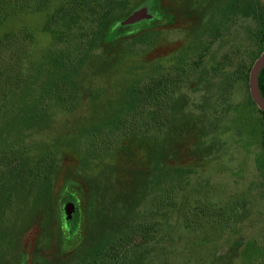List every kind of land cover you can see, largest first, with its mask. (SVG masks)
Masks as SVG:
<instances>
[{"label": "rangeland", "instance_id": "1", "mask_svg": "<svg viewBox=\"0 0 264 264\" xmlns=\"http://www.w3.org/2000/svg\"><path fill=\"white\" fill-rule=\"evenodd\" d=\"M213 1L161 0L166 8L174 11L195 8V17L192 21L181 20L180 25L96 45L77 71L66 74L70 95L64 100L48 96L47 86L55 76L54 64L46 55L51 36L36 30V45H32L29 53L31 61L18 87L21 95L4 101L0 109L4 112H0L3 135L0 136V152L14 147L23 149L19 172L5 178L0 185V264H74L82 249L90 246L86 240L82 242L83 248L67 254L69 243L61 240L62 234L70 237L82 229L80 221L68 225L72 213L79 210L73 195L62 204L64 214L60 226L56 215L51 224L45 222L42 207L32 203L33 192H26V196L21 195V191L13 192L9 204L3 206V199L13 184L19 189L21 175L25 176L32 163L47 153L55 162L51 175L55 197L62 190L78 189L75 181L85 193L93 194L89 198L91 205H86L87 213L92 211L93 214L92 219L87 217L89 238L110 229L109 224L115 228L114 223L119 222L126 226L128 222L148 218L156 226L158 232L151 243L145 248H135L124 264H248L243 257V246L234 248L229 244L241 235L254 237V228L247 225L256 216L248 217L246 230L237 222L230 223L228 228L215 223L213 242L209 241L208 232L214 226L206 220L212 213V202L214 205L225 199L233 202L239 194L247 198L253 193H264V175L258 170V161L264 165V144L261 151L257 111L248 92L249 71L245 83L238 80L230 89L232 102H225V97L222 98L224 71L214 77L210 65L224 62L229 52L226 31V36L212 46L215 49L209 57L212 59L207 60L204 69L189 75L182 72L190 71L192 61L187 58L194 54L192 58L196 59L199 39L208 33V13L219 5ZM199 14L203 16L201 23L195 19ZM23 16L22 22L32 28H37L42 20L40 16ZM151 22L159 25L167 20L159 18ZM218 24L222 28L223 23ZM143 25L144 21H140L132 27L138 29ZM252 26L248 21L234 20L228 33L253 30ZM117 27L118 33H127V29ZM249 60L250 57L247 70ZM169 77L173 85L169 92V119L160 128L152 115L154 107L148 87L164 83ZM137 86H144L139 105L145 108L135 113L138 125L128 127L134 128L135 136L119 139L124 135L120 131L127 126L121 125L113 131L114 124L117 120L122 123L124 118H127L124 125L129 124L138 108L133 111L137 104L133 96ZM19 107L26 111L23 117L17 114ZM102 132L108 136L105 144L109 147L97 150L92 142L97 138L95 134ZM149 146L154 148L147 151ZM136 178L160 179L161 187L158 192L147 190L144 197L142 184L136 189ZM171 188L177 190L175 205L169 208L156 205L161 195ZM132 194H136L135 198ZM230 194L237 196L230 197ZM130 198L134 201L129 202ZM258 200L252 197L247 202L253 208L258 203L256 207L264 209V203L259 207ZM130 203L133 204L128 210ZM217 206L214 209H218ZM200 210L208 215L198 219L196 224L192 213ZM247 255L250 262H256L255 253Z\"/></svg>", "mask_w": 264, "mask_h": 264}, {"label": "trees", "instance_id": "2", "mask_svg": "<svg viewBox=\"0 0 264 264\" xmlns=\"http://www.w3.org/2000/svg\"><path fill=\"white\" fill-rule=\"evenodd\" d=\"M144 1L145 0H0V109L2 108L1 105L4 101L9 100L16 94H18V96L20 94L18 87L24 80L25 67L28 64V61L29 63L31 61L29 53L32 49V45H36V30L38 29L51 36V43L49 48H47L49 51L47 50L46 55L49 62L51 61L54 64V71L56 73L52 71L55 76L53 77V81L49 82V86H47V90L49 89V91H47L48 96L56 97L58 99H66L70 95V92L68 91L70 90V81H68L66 74L68 72L77 71V69H79V67L86 61L87 57H89L91 51L96 45H103L107 40H109L107 42L116 43L125 40L128 37L139 36L148 30L180 25L179 22L181 20L184 21L186 18V20L192 21V18L195 17V8L190 7L187 9L186 7H183L179 10L182 12L181 13L177 10L174 11L166 8L161 3V0H152L150 8H157L159 10L160 15L158 17L144 21V25L138 29L132 27L134 24L121 25L120 20ZM257 1L258 0H214L213 3H218L219 5L214 6V9L211 7L213 11L211 9V12L208 13L209 19L207 22L210 23L208 33L210 32L211 34L207 33L205 36L203 34L200 37L198 45L199 50L197 51L196 59L192 58L194 54L189 55L187 58V61H189V59L192 61L190 71L188 70L187 72V70L184 69L182 72L189 75L197 69H204L207 60L210 61V59H212L209 58L211 53L215 50L212 49V46L219 40V38L226 36V31L234 20L239 17L254 19L257 15L261 14L264 16V8L262 11L257 5ZM207 9L210 11L209 7H207L206 10ZM203 10L204 9L201 8L202 12ZM22 15L26 17L40 16L42 20L37 28H32L27 23L22 22ZM19 16L20 19H18ZM159 18H166L167 22L159 25L151 22L152 20ZM195 19H198V23L200 20L201 23L203 16L199 14ZM218 23H223L222 28ZM115 27L127 29L125 31L127 33H118V30H116ZM248 31L249 35L247 44L251 48H248L247 55L251 58L255 56V50L253 49H255L256 43V30L254 27L253 30L248 29ZM205 39L207 40L206 44L204 43ZM250 53L253 55L251 56ZM215 61L216 56L213 62ZM210 66L214 77L219 71H224L225 69V63L223 61H218L216 64H211ZM173 82L176 83L177 79L174 78ZM171 84L169 77L164 83L160 82L154 86L150 84L148 87L151 92H149L152 100L151 105L154 107L152 115L155 116L156 125H158V127L160 126V128L165 125L169 119V92L173 87ZM143 87L144 86L139 88L137 86L134 88L135 91L133 96L136 98L137 104L133 106V111L136 106H138V108L134 111L129 124L124 125L126 122L124 120L127 118H124L122 123H120V120H117L114 124L116 128H114L113 131L120 128L121 125L124 127L127 126V129L120 131V133H123L124 135L119 139L135 136L132 134L133 131H135L133 130L134 128L130 130L128 127L138 125L139 119L135 117V113L136 111L138 113V110L143 112L142 110L145 108L144 105L142 107L139 105ZM24 112L26 111L22 109V107H19L17 114H19L20 117H23ZM10 118L17 119L16 116H11ZM1 133L2 131H0V136L2 135ZM95 135L99 139L96 138L95 141L92 142L94 148L99 150L100 148L104 149L109 147V144H105L107 142L106 138L108 137L105 136L106 132ZM112 135L114 136L115 134ZM150 148L152 149L154 147L149 146L147 151ZM22 157L23 149L17 147L0 152V185L5 178L19 172ZM148 158L151 159V157ZM260 162L258 161L260 166L258 170L264 175V165ZM54 163L55 162L52 160L51 154L49 153L44 154V156H41L34 161L25 173V176L21 175V187L17 189L13 184L12 190L7 192L6 197L3 199V206L5 207L9 204L10 196L13 192L18 193L21 191V195L24 196H26V192H33L32 203L42 207L41 210L43 212V217H45V222L47 221L48 225L49 223L51 224L53 215H56L55 220L57 221V225H60L61 215L57 212L58 206L55 204L57 199L53 194L51 178V175L54 173ZM134 174L139 177L141 176L139 173L138 175L137 172ZM141 181L142 180H139V178H136V189L138 184H142L140 187L145 189L143 192L144 197L146 196L147 190L158 192L161 187L160 179H146L145 181ZM75 182L78 183V189L70 188L65 191L62 190L63 195L61 196V200L73 195L76 199L79 198L81 201L82 194L85 193V191L79 182ZM174 190L171 188L168 190V193L165 192L164 196L161 195L160 199L157 200L156 205L167 208L174 206L175 198L177 197L175 196L177 190L175 188ZM86 194L88 197L87 204L91 205L89 198L93 196V194L87 192ZM131 196L135 198L136 194H132ZM130 201H134V199L130 198L129 202ZM231 203H233L231 204V208H236V206H234V201ZM132 204L133 203L129 204L128 210L132 207ZM220 204L222 203L220 202ZM53 207H55V212H53ZM87 211L88 210L85 208V217L88 224L87 217L92 219L93 214L92 211H89L88 213ZM205 214L207 213H205L204 210L193 212L192 218L197 219V224L199 223L198 219L205 217ZM121 218L127 219L126 217H123V215H121ZM118 219L120 218L118 217L117 220ZM113 220L114 222L116 221L114 218ZM148 220V218H143L138 221L128 222L126 226L120 224L121 222L118 224L114 223V225H117L115 228H112L113 225L109 224L110 229L107 231H100L95 234L94 237L91 235V238L86 235L89 232V227H87L85 234L77 233L70 237L63 234L61 240H65L66 243H69V248L67 249L68 252H66L67 254L76 251L80 247L83 248L84 246H82V242H86V240L88 241L90 246L82 249L84 251H81V255H79L78 260H76L74 264H124L127 257L128 259L131 258L129 255L135 251V248L147 247L148 243H151L154 239L153 235L155 232H158L156 226H153L154 224H151ZM206 223H208V219L206 220ZM195 227L199 229V226Z\"/></svg>", "mask_w": 264, "mask_h": 264}, {"label": "flooded vegetation", "instance_id": "3", "mask_svg": "<svg viewBox=\"0 0 264 264\" xmlns=\"http://www.w3.org/2000/svg\"><path fill=\"white\" fill-rule=\"evenodd\" d=\"M257 5L258 7L263 11L264 8V0H258L257 1ZM236 20H239L241 23L242 21H245L252 25H254L255 30H256V43H255V56L250 58V67L247 70L248 66H247V59H248V48H251L247 43V37L249 35V30H251L250 28L248 29H244L242 33H239L238 31L236 33H228V29H227V34H229V52L226 55L225 54V69H224V75L222 76L224 78L223 80V89L224 92L222 95H224L222 98L225 97V102L230 103L232 102L231 99V94H230V89L232 88V86L234 85V83H236L238 80L242 81V82H246V77H247V72L250 71V68L254 62V60L262 53L264 52V16L261 15H257L256 18H248V17H239ZM252 22V23H251ZM253 27V26H252ZM253 27V29H254ZM245 33V36L243 37L242 35ZM231 36L233 37V39L231 38ZM251 54V53H250ZM249 54V55H250ZM253 54H251L252 56ZM249 76V73H248ZM227 78V80H226ZM248 80V78H247ZM256 84H257V90L258 93L260 95V97L262 98V100L264 101V66L261 67L258 72H257V76H256ZM227 87H226V86ZM247 85H248V81H247ZM226 87V88H225ZM248 92H249V87H248ZM250 96V93H249ZM251 101L253 102V104L256 107V111H257V119L259 122V126H260V131H261V142L259 145V148L261 150L262 146H263V136H264V111L262 109H260L256 103L252 100L251 96H250ZM262 151V150H261ZM63 195L62 192L59 193V195L56 197V205L58 206L57 208V212L60 213V217H61V225H63V207L62 204L64 203L65 199L61 200V196ZM242 195V196H241ZM239 194V198H236L234 196V194H230V197H234L236 200H234V206H236V208H231V202H227V199H225V201H219V203H216L215 205H218V209H214L215 205L212 202V213L208 216V223L209 225H213L214 227H210V232H208L209 234V241L213 242L215 241L214 239V234H215V226L216 225H223L224 227H230V223H236L237 225H239L241 228L246 227L247 225V221H248V217H250L251 215L254 214V216H256V219L253 222H249L248 221V227L250 228H254L252 233L254 234V237H246V236H238L236 238V241L234 243L229 244L230 247L234 245V248L236 246H240L242 245V253H243V257L244 259L246 258V261H248V264H264V209L262 208H257V204L255 205V208L252 207L251 204H248L247 200L254 197V199H259V207L263 206L264 203V193H253L252 196H247V198L243 195V194ZM67 199V198H66ZM76 199V197H75ZM87 194L83 193L82 197H81V201L79 200V198L76 199V201L78 202L79 205V210H77V212H73L72 215L70 216V218L68 219V225L69 226H73L74 223L77 224L81 223V230L80 233L85 234V232L87 231V222H86V217H85V208L87 205ZM58 202V203H57ZM220 202L222 204H220ZM55 205V207H56ZM55 207H53V212H55ZM54 216V215H53ZM262 217V219L260 218ZM260 220V222H259ZM215 223H217L215 225ZM244 224V226L242 227L241 225ZM60 226V225H59ZM245 229V228H244ZM246 230V229H245ZM63 235V234H62ZM255 235H258V237H255ZM254 250V251H253ZM256 254V262L252 263L250 262L249 259V255H247V253H251V255L253 256L254 253ZM253 253V254H252ZM260 254V257H258ZM263 254V256H262ZM251 258V256H250Z\"/></svg>", "mask_w": 264, "mask_h": 264}, {"label": "water", "instance_id": "4", "mask_svg": "<svg viewBox=\"0 0 264 264\" xmlns=\"http://www.w3.org/2000/svg\"><path fill=\"white\" fill-rule=\"evenodd\" d=\"M152 0H145L143 3L135 7L129 14H127L122 20H120L121 25H132L140 21H147L156 18L160 15L157 8H150ZM264 66V52H262L253 62L248 76V87L249 93L252 100L256 105L264 111V101L260 97L257 84L256 76L258 70Z\"/></svg>", "mask_w": 264, "mask_h": 264}]
</instances>
